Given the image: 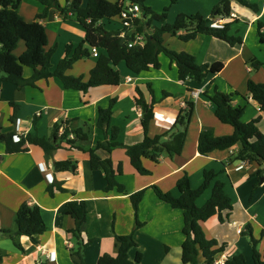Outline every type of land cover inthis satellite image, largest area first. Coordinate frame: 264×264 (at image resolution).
Here are the masks:
<instances>
[{
    "label": "crops",
    "instance_id": "0c3cea01",
    "mask_svg": "<svg viewBox=\"0 0 264 264\" xmlns=\"http://www.w3.org/2000/svg\"><path fill=\"white\" fill-rule=\"evenodd\" d=\"M220 1L179 0L175 4H170L172 16L168 14L166 22L174 23L180 14H201L205 18H210L214 16L213 10ZM255 2L258 4V12L237 1L232 2L231 18L226 21L230 23L229 36L241 39V42L233 46L211 35H199L188 42L180 40L177 36H164L165 45L170 50L193 55L199 65H211L216 62L224 64L220 73L209 76L203 83L195 80L181 81L176 64L164 54L159 57L160 68H151L141 74L133 73L125 63H121L117 67L123 77L119 86L95 87L86 94L66 89L56 77L38 81L35 88L26 87L21 90L10 83L0 82V128L5 133L15 132L19 124L28 132L49 137L56 123L69 119L73 129L84 127L85 131L89 132L91 140L82 143L84 148H95L98 142L105 141L103 132L97 127L99 109L107 108L110 100L116 98L113 125L121 129L120 140L124 144L135 145L144 139L142 111L135 101L137 89H140L146 101L150 102L151 86L158 101L154 109L155 118L149 130L153 137L169 131L180 110L186 107L187 102L194 101L195 112L182 154L173 158L163 157L159 164L153 166L152 175H140L132 166L124 149H116L110 155L102 150L98 153L102 158L110 157L114 162L122 163L124 172L118 180L125 185L127 193L147 189L139 215L140 218H144L142 219L144 227L136 233L137 238L140 232L149 228L150 233L158 239L162 236L169 237L170 234L166 235L165 231L175 224L177 230L173 231L174 235L181 229L180 211L159 200L151 189L152 186L176 194L177 182L185 174L189 175L193 188H198L205 170H224L225 173L221 177L227 183V191L234 199L230 220L222 224L215 216L201 225L209 240H217L219 246L225 245V252L219 255L217 260L223 258L226 262L230 258L229 254L233 253V256L241 254L238 249L239 235H244L239 234L237 230L244 231L246 225L250 224L252 236L260 241L259 252L264 261V177L254 176L257 166L250 163L239 161L227 167L223 164L229 156L238 151V147L216 151L208 156H202L198 152V139L204 127L213 128L216 136H227L234 132L230 125L221 123L215 116L214 106L209 99L215 87L227 94H239L234 97V105L245 107L243 120L249 122L261 117L258 127L264 133V113L251 97L245 98L248 95L247 87L250 80L264 84V44L259 40L257 29L258 21L264 23V0ZM87 3L88 0L86 2L83 0L84 7ZM147 6L155 11L154 6L149 3ZM43 11L44 7L35 0L28 2L23 0L19 8L20 14L27 22L35 21L37 15ZM106 20L102 21L105 30L110 32L108 28H113L115 32H124L120 23L119 26L108 27ZM113 20L119 22L117 17L108 21ZM70 21L73 20H65L55 9H52L45 19L40 20L47 30V50L56 49L52 57L53 70L64 58L68 45L77 47L85 41V28L76 21L67 23ZM161 25L159 22L152 23V27ZM24 50V44L21 42L16 51L17 55H21ZM253 58L263 63L260 69L253 70L250 66L249 62ZM96 64L97 58L93 56L80 60L67 71V74L88 80ZM32 74L31 69L25 68V78H30ZM198 91L199 96L194 98V93ZM164 93L168 94L165 98ZM11 103L18 105L15 122H11L15 112ZM67 159L78 162L77 172H55L54 163ZM51 180L53 183H50ZM55 183H63V188L68 192L54 190L53 195L48 193V187ZM105 186L104 173L90 170L89 154L83 151L60 149L51 156L40 147L33 146L26 153L8 155L4 146L0 145V251L6 255L0 264H76L77 259L73 250L77 243L70 233L75 227V221L63 214L64 206L70 201H87L89 204V215L81 227V237L85 243L90 239L93 242L84 251L85 264H97L99 258L106 253L117 256L118 248L112 226L114 224V231L119 235L129 234L134 228V211L128 195H118L115 192L106 194ZM230 186L239 202L235 201ZM209 197L207 194L205 201ZM27 201H32L33 207L41 209L47 231L38 237V244H33L28 237L22 236L20 241L24 253L17 251L15 246H12L13 249L8 246L2 248V240L8 237L4 232L16 231L17 211ZM162 225L164 226L161 233ZM234 233L236 240L232 243ZM135 249L130 252L132 260L135 259L133 256L137 250ZM49 250L53 252L51 260ZM250 253L252 256V249ZM199 259L202 263V256Z\"/></svg>",
    "mask_w": 264,
    "mask_h": 264
},
{
    "label": "trees",
    "instance_id": "16d2710c",
    "mask_svg": "<svg viewBox=\"0 0 264 264\" xmlns=\"http://www.w3.org/2000/svg\"><path fill=\"white\" fill-rule=\"evenodd\" d=\"M23 0H0V82H7L21 90L26 87H36L40 80H49L56 77L61 80L66 89L78 90L88 93L91 88L100 86H119L123 77L117 67L125 63L130 71L141 74L151 68L161 67L159 57L166 55L172 63H175L178 70V77L181 81L195 80L203 83L209 76L220 73L224 64L216 62L213 64L199 65L193 55L178 53L170 50L165 45L164 36L179 37L180 40L188 42L199 35H211L218 39L227 41L230 45L241 42V39L229 36L230 23H226L222 30L212 29L209 24L218 18H231V4L233 1L258 12L256 0H221L214 8L212 19L205 18L201 14L178 15L172 24L167 23L168 8L163 14H158L146 6L147 0H127L132 4H139L142 7L143 18L136 21L135 29L131 30L126 37H121L120 32H108L104 29L102 21L116 18L124 8L119 1L109 0H88L87 6H83V0H35L44 7V11L38 14L33 22L25 21L20 14L19 8ZM175 4L179 0H168ZM55 9L65 20H73L80 23L86 30L85 41L79 46L72 44L66 47L64 58L53 70L52 57L56 49L47 50L48 35L46 27L40 22L45 19L49 12ZM146 20V21H145ZM161 23V27H152L153 22ZM258 35L261 44H264V23H257ZM137 34H143L146 38L144 47L129 44L134 42ZM124 40V43L122 41ZM25 50L21 55L16 51L21 44ZM99 51L97 64L91 70L90 77L69 76L67 71L73 65L83 59L92 57V50ZM253 70L261 68L263 63L256 58L249 62ZM25 68L32 70L30 78H25ZM248 95L258 103L260 110L264 113V84H258L250 80L248 82ZM151 100L147 102L143 92L136 90L135 101L142 111L141 125L144 131V139L135 145H126L120 140L121 129L113 125V108L117 101L111 99L107 108L99 109L97 127L103 132L105 141L98 142L95 148L85 149L82 143L91 140L89 132L84 127L73 129L71 120L67 119L56 123L49 137H42L29 132L16 141V132H3L0 128V145L4 146L8 155L26 153L30 147H40L48 155L60 149L80 150L89 154V168L91 171H102L105 176L106 186L104 193L115 192L118 195H128L134 210V228L129 234L119 235L112 233L116 239L118 248L117 256L111 254L102 255L97 264H135L141 263L143 254L137 252L132 260L130 252L138 247L136 233L144 227L139 221L140 207L147 189L129 194L124 184L118 177L123 175L122 163L114 162L112 158H102L99 151L102 150L110 155L116 149H124L130 158L132 166L142 176H149L153 173V166L160 163L163 157L173 158L182 154L187 141L190 125L195 112L194 101L186 103L182 108L173 127L161 134L151 136L149 134L151 122L155 118L154 109L158 101L154 91L149 86ZM239 94H227L214 88L209 99L214 106V113L217 119L226 125H230L234 132L227 136H216L215 130L204 127L198 139V152L202 156H208L216 151H227L238 147V151L229 156L223 164L228 165L235 162H245L257 166L254 176L264 177V133L258 127L261 117L249 122L243 120L245 107L235 106L234 97ZM164 98L168 96L164 93ZM243 97V96H242ZM15 109L11 122L16 120L18 105L11 103ZM55 172L76 173L78 162L73 159L58 161L54 163ZM225 173L207 169L204 171L203 180L198 188H193L191 179L185 174L177 182V192H164L158 186L151 189L159 200L168 204L173 209L183 212L184 241L182 243L181 261L183 264H215L217 257L225 252V245L219 246L217 240H209L202 227V223L217 216L223 224L230 220L234 208V199L227 191V183L221 176ZM256 187V186H255ZM57 192H68L63 188V183L52 184L47 191L53 195ZM210 190V197L202 204L199 199ZM63 214L70 216L75 221V227L70 233L76 241V248L73 254L76 257V264H85L84 251L92 244L90 239L87 243L81 237V227L87 221L89 215V204L87 201H70L66 203ZM16 231H6L5 235L12 241L16 250L24 253L21 244V237H28L33 244H38V237L47 231V226L39 207H30L27 203L20 206L15 217ZM244 236L250 238L252 245V258L254 264H264L259 252L260 241L252 236V228L247 224L242 230ZM5 253L0 251V263L3 262ZM202 256L203 262H199ZM225 264H247L246 258L239 254L229 258Z\"/></svg>",
    "mask_w": 264,
    "mask_h": 264
},
{
    "label": "rangeland",
    "instance_id": "374dc122",
    "mask_svg": "<svg viewBox=\"0 0 264 264\" xmlns=\"http://www.w3.org/2000/svg\"><path fill=\"white\" fill-rule=\"evenodd\" d=\"M64 3V0H61ZM26 2H28V0H26ZM86 2V0H85ZM147 3H149L151 6L155 7V12L158 14H163L164 12H166V9L168 8V12L167 14L171 15L170 12V8L172 5H170L168 0H147L146 1V6ZM169 3V5H168ZM174 20V19H173ZM155 22V21H154ZM169 22V19H168ZM67 23H76L73 21L67 22ZM120 22H118L117 20H113L111 22H109L108 20H106V26H119ZM122 29L123 26L120 23ZM110 32H114L115 29H110ZM200 186V185H199ZM198 186V187H199ZM230 191L232 192V188L230 186ZM210 196V190L207 191L198 201V204H203L206 198V195ZM232 194H234L232 192ZM235 197V201H238L237 195L234 194ZM141 210V209H140ZM134 211V210H133ZM180 211V210H178ZM181 213V217H182V221H181V229L180 232H178L176 235L173 234L174 230H177V224L173 225L170 229H166L165 234H170L169 237H164L162 236L161 239L156 238L153 234L150 233L151 228H149L148 230H144L143 232H140V235L137 238V234H136V241L138 244V248H136L138 251H140L144 256H143V260L141 263H135V264H183L181 261V252H182V243L184 241V236L182 233V229H183V212L180 211ZM140 215V212H139ZM142 219H144L143 217L140 218L139 216V221L142 223ZM163 226L162 225L160 227V231L161 233L163 232ZM143 228H141L140 230H142ZM139 230V231H140ZM138 231V232H139ZM232 243H234V241L236 240V235L235 233L232 234ZM1 237V234H0ZM239 243H238V249L240 250L241 254H243L247 261V264H254L253 258L251 256V249H252V245L250 243V238L247 236H240L239 235ZM1 242V239H0ZM2 248H5V246H8L9 248H12V246L14 247V245L12 244L11 240L7 237L4 238L2 240ZM178 246V247H175ZM169 247V248H167ZM260 249V247H258ZM13 249V248H12ZM135 249V250H136ZM136 250V251H137ZM134 252L133 256L135 257L137 252ZM235 252V251H234ZM233 253L229 254L228 257H234L232 255Z\"/></svg>",
    "mask_w": 264,
    "mask_h": 264
},
{
    "label": "built area",
    "instance_id": "2783aa9c",
    "mask_svg": "<svg viewBox=\"0 0 264 264\" xmlns=\"http://www.w3.org/2000/svg\"><path fill=\"white\" fill-rule=\"evenodd\" d=\"M120 4L124 5L123 11L117 16V19L122 24L124 32L121 33V37H126L128 33H130L131 30L135 29L136 21L139 19H142L143 12L142 7L139 4H132L127 0H117ZM227 19H216L211 21L209 24L210 28L212 29H219L222 30L225 28ZM146 43V38L143 34H137L136 39L134 42L129 44V47L133 46H141L144 47ZM92 56L97 58L99 56V51L94 48L92 50ZM199 91L194 93V98H197L199 96ZM16 141L19 142L21 140V137L26 136L29 132L25 127H21L19 124L16 126ZM50 183H53V180L50 181ZM28 206L33 207L32 201L26 202ZM237 232L239 234L242 233L241 229H238ZM49 259L51 260L53 258V252L49 250L48 252ZM215 264H225V260L223 258L220 260H216Z\"/></svg>",
    "mask_w": 264,
    "mask_h": 264
},
{
    "label": "water",
    "instance_id": "95a60500",
    "mask_svg": "<svg viewBox=\"0 0 264 264\" xmlns=\"http://www.w3.org/2000/svg\"><path fill=\"white\" fill-rule=\"evenodd\" d=\"M216 15H217V14H216ZM216 15H214V16H216ZM214 16H211L210 19H212ZM122 43H124V40L122 41Z\"/></svg>",
    "mask_w": 264,
    "mask_h": 264
}]
</instances>
